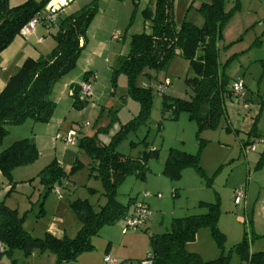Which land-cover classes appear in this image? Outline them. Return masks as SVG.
<instances>
[{
	"label": "rangeland",
	"instance_id": "obj_1",
	"mask_svg": "<svg viewBox=\"0 0 264 264\" xmlns=\"http://www.w3.org/2000/svg\"><path fill=\"white\" fill-rule=\"evenodd\" d=\"M86 2L78 0L73 9ZM96 13L86 31V44L75 66L51 88L50 99L55 103L48 121L26 118L17 124H7L8 133L0 141V152L13 142L27 138L34 142L38 157L31 163L11 171L14 188L8 192V180L0 174V198L23 216V228L32 237H43L53 229L57 234L72 237L80 222L71 208L77 199H86L95 210L106 201L96 163L81 145L83 138H93L97 146L115 143L122 154L136 156L143 149L142 139L158 152L148 161L146 180L128 176L117 190V199L126 203L130 197L149 203V216L140 229L123 232V220L104 225L99 235L92 238L93 249L66 264H105L109 256L118 264H146L150 256L147 233L168 231L174 217L203 213L200 201L218 202L217 227L223 234L222 245L212 236L208 227L198 229L195 239L186 244V250L198 253L203 260H212L220 254H229L230 248L246 235L251 251L264 250V213L253 200L235 205L232 189L245 187L252 171L258 165L262 147L252 149L248 137L252 132L264 131V2L240 0L239 9L227 20L218 43L219 62L230 82L243 78L247 101L245 108L239 102L226 103V115L215 129L198 132L197 123L185 111L177 119L162 115V99L189 100L191 87L186 79L193 76L187 60L174 55L165 69H146L135 78V85L151 91L149 110L139 118L141 105L128 91V78L118 73L112 82V71L120 55L129 50L133 34L150 32L151 21L143 12L154 8L155 0H96ZM209 0H173V21H183L201 27L204 19L198 8ZM237 2L224 0V11ZM51 28V27H50ZM51 29H54L52 27ZM97 41H105L98 46ZM262 60V61H261ZM90 62L85 79L91 77V95L83 96L80 85L84 82V66ZM72 79L79 86L77 99L82 107L73 105ZM164 86L161 90V86ZM167 115H169L167 113ZM70 130L77 133L76 144L69 145L65 137ZM126 130V131H125ZM131 142L136 143L131 145ZM169 148L198 155L200 171L187 167L177 179L162 174ZM253 157L256 158L253 162ZM55 161L67 177V185L60 192L40 181L38 174ZM251 162H253L250 167ZM234 188V189H236ZM258 186H256V190ZM252 190V194H256ZM160 195V196H158ZM256 205V208H255ZM254 214V217H253ZM146 230V231H144ZM147 232V233H146ZM123 236H126L123 239ZM3 264H54L50 252L25 255L20 249L4 252ZM229 264H240L232 253Z\"/></svg>",
	"mask_w": 264,
	"mask_h": 264
},
{
	"label": "trees",
	"instance_id": "obj_2",
	"mask_svg": "<svg viewBox=\"0 0 264 264\" xmlns=\"http://www.w3.org/2000/svg\"><path fill=\"white\" fill-rule=\"evenodd\" d=\"M50 1L25 0L22 4L9 6L7 0H0V52L18 34L19 29ZM95 1L69 15L58 16L53 23L57 24L58 29L54 34L56 44L52 51L43 58L24 60L18 71L8 79L0 91V141L8 133L7 124H17L26 118L43 122L49 120L55 107L50 99L51 88L75 66L85 47L86 31L96 13ZM236 8L238 2L229 9L228 14L224 11V0L202 3L198 8L204 19L201 27L187 21L176 26L173 21V0H155L154 8L143 12L151 21L150 32L131 35L128 52L118 57L112 71L113 83L118 73L123 72L127 76L128 91L141 105L139 118L147 116L152 94L150 88L135 85L136 76L146 69H165L170 59L179 55L188 61L193 72V76L186 79L192 95L189 100L172 98L168 101L164 97L162 115L177 119L179 112L185 111L190 119L196 121L198 132L218 126L220 118L226 115V103L232 100V82L221 68L218 43L225 23ZM87 73H84L83 80ZM70 87L73 105L82 107L83 102L77 99L79 86L71 84ZM141 142L143 149L138 155L131 156L118 152L114 142L97 146L93 138L82 139L81 145L96 163L94 168L102 181L106 201L98 210L86 199L71 203L80 222V228L72 237L66 234L58 237L50 232L43 237H32L23 228V216L0 198V241L4 244V252L13 249H20L25 255L50 252L55 257L54 264H66L91 251L94 247L92 238L99 235L102 226L125 218L135 201L144 202L136 197H130L126 203L117 199V190L123 181L130 175L145 181L148 161L158 156L157 150L151 148L145 139ZM135 144L131 142V145ZM37 157L35 143L27 138L13 142L0 152V174L8 180V192L14 188L12 169L27 165ZM262 163L264 160L261 159L257 164ZM187 167L200 171L198 155L169 148L161 172L170 179H177ZM38 177L50 187L67 178L55 161L42 168ZM198 206L205 211L172 218L168 231L156 234L146 232L151 248L146 260H150L151 264H229L232 253H235L240 264H264V251L251 252L246 235L230 248L228 255L220 254L212 260H203L198 253L187 251L186 244L195 239L201 227H208L217 243L222 245L223 234L217 227L218 202L200 201Z\"/></svg>",
	"mask_w": 264,
	"mask_h": 264
},
{
	"label": "crops",
	"instance_id": "obj_3",
	"mask_svg": "<svg viewBox=\"0 0 264 264\" xmlns=\"http://www.w3.org/2000/svg\"><path fill=\"white\" fill-rule=\"evenodd\" d=\"M24 1L25 0H7V3L9 6H16V5L22 4ZM33 1L38 2L40 0H33ZM51 1L56 2L57 0H51ZM77 1L78 0L69 1L68 4L63 7L62 11L59 13V16L69 15L79 10L81 7L79 9H73V5ZM83 1L86 2L84 4L86 5L92 0H83ZM235 1L238 2V9H239L240 0H235ZM262 2H264V0H259L260 4ZM84 5H82V7ZM235 12L236 11H234V13ZM261 24L264 25V21H262V23H259V25ZM50 27L51 28L54 27V29H51ZM57 29H58L57 24H52L50 26L46 24H38L27 35L21 36L17 34L10 41L7 47L0 52V91L4 88L8 79L18 71V69L24 62V60L26 59L36 60L39 58H43L52 51V49L55 47V44H56L54 34L57 32ZM97 45L104 46L105 41H97ZM90 66H92L90 62H87L86 66H84V69H85L84 71L92 72L89 69ZM241 79L243 80V78ZM68 84L70 85L75 84V82L72 79H70L68 83L65 85V87H67ZM247 88L248 87L245 85V92H244L245 97L247 94L246 92ZM229 102H233V100H229ZM249 136L251 137H248V140L246 141H249L250 138H253L256 136L258 137L264 136V131H261V132L255 131V132L250 133ZM261 159L264 160V151L261 152V157L258 160H256V158L253 157V162H255V160L259 161ZM253 162H251L250 167L252 166ZM244 185H245V206L246 205L248 206V203L251 200H253L254 204L258 203V206H259L257 210L258 211L257 214L260 213L259 211L264 212V163L257 165L256 168H254V170L252 171V176L250 180L247 181ZM256 186H258L257 190H256ZM234 188H236V186L233 187L232 191L234 190ZM252 190L253 191L256 190V194L255 193L252 194L251 193ZM147 204L149 207V203ZM255 208H256V205H255ZM262 214L264 213H260V215ZM253 217H254V214H253ZM49 232L58 237H61L63 234H65L63 232L61 234H57V232L54 229L53 231L50 230ZM262 236H264V233H260L259 235H257V237H262ZM125 237L126 236H123V239ZM259 251H264V250H259ZM251 252H254V251H251Z\"/></svg>",
	"mask_w": 264,
	"mask_h": 264
},
{
	"label": "built area",
	"instance_id": "obj_4",
	"mask_svg": "<svg viewBox=\"0 0 264 264\" xmlns=\"http://www.w3.org/2000/svg\"><path fill=\"white\" fill-rule=\"evenodd\" d=\"M71 0H57L56 2L50 1L42 10L36 12L18 31V35L24 36L31 32L38 24L52 25L57 20L59 13L62 11L63 7L68 4ZM82 42V41H81ZM91 77L84 80L80 85V90L83 96L91 95ZM164 86H161L163 90ZM232 91V100L234 102L241 103L245 108L247 107V101L243 99L245 92L244 81L239 78L235 79L231 83ZM77 133L74 130H70L65 137V142L69 145L76 144ZM252 149H255V145H259L264 149V136H256L250 142H248ZM67 179H61L58 183L53 186L55 193L60 192L61 185H67ZM160 196V195H158ZM233 203L235 205L241 204L245 199V187H239L233 190L232 192ZM149 216V208L146 203L141 201H135L131 206V211L129 214L123 218V232L127 230L137 229L141 226ZM5 247L4 244L0 241V264H3L1 261L2 254L4 253ZM105 264H117L116 260L112 259L109 256L104 257ZM144 263L151 264L150 260H145Z\"/></svg>",
	"mask_w": 264,
	"mask_h": 264
}]
</instances>
